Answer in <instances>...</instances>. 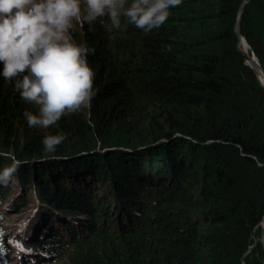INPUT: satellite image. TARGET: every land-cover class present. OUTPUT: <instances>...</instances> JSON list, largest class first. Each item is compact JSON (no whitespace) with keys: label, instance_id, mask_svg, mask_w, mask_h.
<instances>
[{"label":"trees","instance_id":"1","mask_svg":"<svg viewBox=\"0 0 264 264\" xmlns=\"http://www.w3.org/2000/svg\"><path fill=\"white\" fill-rule=\"evenodd\" d=\"M242 2L182 0L147 34L123 19L109 30L107 17L71 30L94 50L93 95L89 115L44 129L66 137L54 152L21 124L36 106L0 75V170L21 162L7 185L21 187L12 209L27 196L47 207L43 243L24 239L25 253L41 263L264 264V88L238 50ZM241 34L264 70V0H248ZM56 210L71 217L58 233ZM1 237L8 264L13 246Z\"/></svg>","mask_w":264,"mask_h":264},{"label":"clouds","instance_id":"2","mask_svg":"<svg viewBox=\"0 0 264 264\" xmlns=\"http://www.w3.org/2000/svg\"><path fill=\"white\" fill-rule=\"evenodd\" d=\"M182 0H0V75L37 111L25 110L29 128L47 129L65 115L87 107L93 95L94 71L87 56L93 49L73 41L76 26H91L107 17L109 30L122 28V19L145 34L158 30L171 7ZM64 134L46 135L45 151L54 152ZM0 155L8 157L7 153ZM0 170V184L14 182L21 162Z\"/></svg>","mask_w":264,"mask_h":264},{"label":"rangeland","instance_id":"3","mask_svg":"<svg viewBox=\"0 0 264 264\" xmlns=\"http://www.w3.org/2000/svg\"><path fill=\"white\" fill-rule=\"evenodd\" d=\"M130 1V0H129ZM78 26L75 27V29ZM71 35V33H70ZM72 37V35H71ZM73 41L75 43L76 40L72 37ZM91 101V100H90ZM90 105V103H89ZM89 105L87 107H81L76 112L81 113L82 115L86 116L89 115ZM37 109L33 110V113H35ZM24 123V126L28 127L27 121L25 118L21 120V124ZM29 128V127H28ZM31 130L38 131L42 135L46 136L47 133L44 131L43 128H30ZM20 186L19 185H12L11 187L8 186H0V236L1 239L6 243L10 244L11 253H8L6 256V259L8 260V264H65L60 260V258H45V262L41 263L39 259L31 258L28 253H25L23 247L24 239L31 238L33 240H36L34 242L43 243L42 235L37 232V221L41 220L42 213L40 211L46 207V203L40 199L38 196H27L26 201L29 202V204H25L24 208L23 205L19 206L16 209H12V203L19 198L20 195ZM102 186L97 185L95 191H93V195H96V197H99L102 195L103 189L101 190ZM49 209V208H48ZM19 210L22 212L20 213ZM55 214L58 216L57 218H54L56 220V224L52 227H50V230L55 229L56 232H60L63 221L65 219H71V217L68 216V213L63 214L61 212L58 213L56 210ZM68 216V217H67ZM41 232V231H40ZM21 240V245L18 246L17 242Z\"/></svg>","mask_w":264,"mask_h":264},{"label":"water","instance_id":"4","mask_svg":"<svg viewBox=\"0 0 264 264\" xmlns=\"http://www.w3.org/2000/svg\"><path fill=\"white\" fill-rule=\"evenodd\" d=\"M247 3H248V0H243L242 4L240 5V8H239L238 20H237V23L235 26V33H236L237 40H238L237 46H238V50L244 55L246 63L255 72L256 76L259 79L261 86L264 88V70L262 69V67L259 63L258 58L254 54V52H251V54H249L247 51L242 50V44H245V46H247L250 50V46L248 45L246 39L241 34V21H242L243 15L245 13V7H246ZM261 75H263V80L260 78ZM261 226H262V234H261L260 241L264 245V219H263Z\"/></svg>","mask_w":264,"mask_h":264},{"label":"bare ground","instance_id":"5","mask_svg":"<svg viewBox=\"0 0 264 264\" xmlns=\"http://www.w3.org/2000/svg\"><path fill=\"white\" fill-rule=\"evenodd\" d=\"M242 50L247 51L250 54V50L245 44H242ZM260 78L263 80V75H261Z\"/></svg>","mask_w":264,"mask_h":264}]
</instances>
